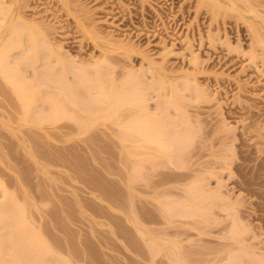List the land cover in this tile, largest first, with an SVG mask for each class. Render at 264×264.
<instances>
[{
	"label": "rangeland",
	"instance_id": "obj_1",
	"mask_svg": "<svg viewBox=\"0 0 264 264\" xmlns=\"http://www.w3.org/2000/svg\"><path fill=\"white\" fill-rule=\"evenodd\" d=\"M8 1L0 0V3ZM258 2L264 4V0H259ZM199 3L200 0H21L19 3V11L25 21H28V23L36 21L35 23L42 25L40 26L41 32L46 30V34H50L48 38L51 40L52 46L59 49L61 47L62 53L72 55L76 58L77 63L90 62L93 64L102 59L103 56L107 57L108 60L100 66L104 67L105 71H108V74L105 72L108 78L113 75L112 78L116 79L117 84L113 83L114 85L119 84L124 74L128 76L134 71L140 75L143 71L144 79L141 80L146 81L149 88L140 80L142 75L138 76L139 79L136 80L140 82L139 84H145V88L149 89L145 90V88H142V90H145L143 91V104L145 102L144 107L147 106L145 110L142 109L144 113L149 110L148 113L154 112L156 113L155 115H160L163 106L158 103H161L163 97L170 98L171 95L175 94L176 87L171 90V81L181 85L186 78L192 84L199 82L197 84L202 86V89L207 92V96L208 94L209 96L211 95L209 102L198 104L196 102L197 99L194 97L196 95L195 91H187L184 88L182 89L183 86L181 88L177 86L179 89L176 88V90L181 91L180 93L186 96V101H183L184 103L180 102L183 104L182 107L190 114L189 116L193 121L197 118L201 123L200 126L202 125L201 129L195 128V133H193L195 134L194 143L186 149V151L191 150L188 152L194 153L195 157L193 159L183 158L181 153L183 155L184 151L178 154L179 159L177 158L178 155L175 157L177 162H181L180 166L185 164L183 170H177L175 166L166 164L167 160L164 158L165 160L160 159L154 162H158L157 164L161 165L163 160L162 164H165L166 167L165 165H163L164 167L158 165L162 169H158V172L154 171L151 174L152 167L146 163L144 165L147 168H144L145 171L142 172L144 176H153L154 174L156 178H152V176L149 178L150 180L155 179L154 182L156 180H166L165 176L162 178V175L165 174L161 172L170 173L173 178L181 172L184 173L185 175L182 174V176H185L183 181L179 180L180 183L175 181L177 185L174 182L171 184L176 187L173 191L179 194V197L175 196L171 199L182 203L189 199L188 201H191V206H194V210H200V212L195 210L199 216L196 219H185L186 221L183 218H174L177 223L172 220V224L174 221L175 226L168 225L165 221L164 224L163 220H161L162 218H160L162 217L161 209L157 211L158 206L162 204L158 202L160 200L163 202V200L152 201L157 200L156 196L154 197L155 199L151 198L150 200L151 191L153 190L148 188L149 191L151 190L148 192L150 193L149 195L146 190L147 187L145 188L144 185V187H140L141 179L136 182L140 184L134 185L139 187H137L138 189L135 187L137 190L135 191L134 189V193H136L132 194L143 196L135 197L136 202L137 199L139 201L137 202L138 204H134L138 212L132 210L135 211L137 215V218L136 216L135 218L138 220L140 227H143V231L144 229L148 231L149 228H155V231H159L160 236L159 234L158 236L164 237L165 232L168 234L173 233L170 228L168 229V226L174 227V229L176 227V231L179 228L181 229L174 232L178 233L181 231L182 233H179L180 237L171 235L167 238L170 237L173 242L177 241V243H180L181 253L185 255L192 254L187 257L189 264H203L207 259L204 253L206 254L211 247L214 249L215 246L225 243L216 238V236L218 237L219 233L223 231L224 225V228L229 227V224L231 225V217H228V215L232 214V212L237 213L238 211V215L246 218L245 224L252 226L254 231L249 234L250 238L254 235H257V237L261 235L260 242H264V221L262 220L264 219V153H262L264 150L262 146L264 139L259 137L252 128L250 132L247 129L251 124L250 119L252 117L255 119L257 115H263L260 121L264 123V62L251 65L249 58L252 38L244 21H237L235 14V16L232 14L226 16V18L219 16L217 17L218 19L214 18V20L209 13L207 14V9L202 8L199 10L197 8ZM255 9L260 8L256 7ZM95 33L99 36L98 39L93 38ZM120 43L125 46L127 44L131 48L129 46L124 49L120 47L114 48V44L118 45ZM231 46L238 49H232ZM228 47H231L232 51ZM44 52L41 53V56ZM45 55L47 54H43L42 58L45 59ZM143 57L146 60H143ZM194 57L199 58L197 61L199 62L200 60L202 67H199L200 62H195L196 68L194 67L192 64ZM42 58L41 60H44ZM43 62H46V60ZM153 62L157 63V70L159 69L155 74L150 71V64H153ZM39 63L42 62L39 61ZM66 63L69 64L68 62ZM27 64L30 65L29 63ZM56 64L54 62V66ZM108 66L109 70L110 68L112 69L111 72L107 70ZM56 69L59 70V68ZM25 71H23L21 76L28 77L26 83L28 82L29 84L32 80L34 82L36 71L34 72L32 68H29L24 73ZM41 71H43L42 67L37 70L38 73H41ZM126 71L127 73H125ZM77 72L78 69L73 72L70 70V72H67L68 74L65 73L67 75L64 76L66 77L67 85H72V83L76 85L78 81ZM109 72L112 74L111 76H109ZM125 75L123 80L126 77ZM160 75L165 76L164 81L167 84L165 82L162 83ZM42 76H40L39 82L43 83L46 77L43 76L42 80ZM3 77L0 72V183L2 181L5 184L6 191L9 190V193L15 192L14 194L17 196L20 194V198L16 197L21 201L19 199L17 201H20L18 202L19 204L24 205H21L22 208L26 207V215L30 223L29 228L33 226L35 230H38L42 227L43 230L47 231V239L57 242V246L53 244L57 252L56 260L68 258L72 264H151V255L147 256L146 254L149 251L145 252L146 256L138 254L135 257L136 253L133 250H128L124 241L125 238H136L142 241V239H139L140 236L135 231V228L130 224L135 219L130 211V206H127L124 199V196L128 195L125 194L128 190H124L127 186H124L123 178L125 174L129 175V170L132 169L131 165L126 166L125 162L127 159L132 163L136 162L137 159L139 162L146 150L135 151L132 149L135 151L133 153L128 147L126 149V145L129 146L130 142L134 141L138 136L127 134L124 129V131H121L119 124L122 125L127 120L129 121L131 114L132 116L135 114L143 116L142 110L135 105H126L121 108L122 110H119L118 119L117 117H112L103 118L102 120L97 116L95 118H100V120L95 125L93 118L91 122L90 120L92 119L86 120V112L84 110H80L72 104V106L67 104L65 93L61 94L60 90L53 86L47 87L43 85L40 86L42 89L38 87L39 89H36L35 92L38 93L35 97L39 102V104L38 102L36 104L37 110L30 112L32 114L26 117L27 120L30 121L32 115L36 118L35 114H50L51 110L48 112L45 109L50 108L47 101L53 98L66 109L63 111L69 118L67 117V119L53 127L54 125L52 126L50 122L44 123V125L38 124L37 121L33 122L32 120H35V118L33 119L32 116V120L28 125H22L20 122L25 115H22L21 104L16 96L17 94L13 93V88L9 86L6 78L4 79ZM62 79H64L63 77H61V81L65 82ZM128 80L130 79L128 78L124 81L127 82ZM39 82H36L37 84L35 83V85H38ZM28 84L26 86H29ZM109 84L111 85L112 83L109 82ZM75 85L72 87L74 88ZM81 89L83 88H80V91ZM83 91L85 90L83 89ZM39 92L40 94L42 93L41 97ZM80 93L82 94V91ZM83 94L85 95V93ZM43 101L44 104L42 105ZM41 109H44L45 112H41ZM171 110L169 112L172 114L165 113L166 121H170V119H167L168 114L172 115L170 117L171 120L175 118V110ZM101 112L103 111L101 110ZM148 113L146 112V114ZM154 113L152 114L154 115ZM21 116L23 117L21 118ZM89 122L94 123L93 125L91 124L92 126L95 125L94 127L89 126L92 127L91 129H87ZM82 124L85 125L82 126L85 127L83 128L85 131L89 130L87 133L82 134L83 132L80 131V125ZM83 129L82 131H84ZM139 139L138 137L134 142ZM131 145L130 147H132ZM233 147H235V150H233ZM136 152L139 153L136 154ZM129 153H133V157L136 154L137 157L133 159ZM239 153H241V156ZM233 154H237L236 161L241 164V168L237 170L236 163H233L232 170H229L232 173L234 172L233 177H231L229 175L230 172L227 171L228 169L222 171L219 167L220 165L222 167L223 159L229 156L232 157ZM182 159L184 162L180 161ZM188 159L190 162L187 161ZM129 161L127 162L128 164ZM128 166L130 168H127ZM171 166L173 167L171 168ZM211 170H215L216 174L210 175L208 172H213ZM159 172L161 176L156 175ZM128 175L126 176L128 177ZM145 178L147 179V177ZM255 178V185L250 187L246 185V183ZM194 180L199 182L202 180L201 185L206 186L204 189L207 191L214 190L220 186L218 184H221V195L227 196L226 198L229 200L231 199L230 202L235 203L236 208L234 210L237 211H233L228 206L226 209L223 208L226 206V202L227 204L230 202L228 203L229 200L224 202L220 198L209 199L212 201L209 202L208 200L206 201L207 203H203L204 205L202 204L196 208L194 197H186L187 195L181 189L182 186L190 185ZM109 181V185L113 188L115 187L116 192L119 187V193H116L118 197L116 198H119L120 202H117V200L116 202H114L115 200L111 202L104 199L105 197H103L101 191L105 189L103 185L109 186ZM159 183L157 182V184ZM22 188L23 190L21 191ZM1 192L3 191L1 190ZM1 197L3 199V195ZM121 198L122 200L124 199V202H121ZM110 202L114 204L111 205ZM37 205L39 206L37 207ZM230 205L232 204L230 203ZM118 206L121 210H119ZM191 206L189 207L190 211L193 210ZM224 209H230L232 212L227 215V211L225 212ZM208 211L210 212L209 215L207 214ZM159 214L161 215L160 217ZM131 216L132 218H130ZM213 218L220 219L216 220L217 223L224 221V219L226 222L222 223V225L224 224L223 227L220 225L221 223L219 227H217L218 225L211 228L203 227L201 222L204 219L212 221ZM127 219L131 220V222L129 223ZM181 219L182 222L180 221ZM184 221L185 223H183ZM113 224L115 227L117 225V227H113ZM181 224L184 227L186 226L185 224H190L187 225L189 227H183L186 232L182 229ZM159 226L164 230V233L161 231L164 236H161ZM193 226L197 227L198 230L192 228ZM120 227L121 229H118ZM258 227H261V229ZM109 228L112 231L114 230L113 233ZM156 228L158 229L156 230ZM116 229L117 232L115 231ZM174 229L173 231H175ZM202 229L210 231L211 237L200 236L199 230ZM182 230L186 235L184 234L183 236L184 232ZM212 232L214 233L212 234ZM158 236L155 237L158 238ZM183 239H186L187 243ZM255 241L251 243L254 245L258 243V248L262 247L261 249L263 250V242L261 244L259 240L256 243ZM173 242L168 246L173 245ZM260 245L262 246L260 247ZM168 246L166 248H169ZM70 248H74L76 252L79 250L78 254H76L77 256L69 253ZM164 248L162 252L167 253ZM211 251H209V254ZM165 256L164 254L157 255L156 259L153 260L154 264H171V262L169 263L170 258L167 259L168 257Z\"/></svg>",
	"mask_w": 264,
	"mask_h": 264
},
{
	"label": "bare ground",
	"instance_id": "obj_2",
	"mask_svg": "<svg viewBox=\"0 0 264 264\" xmlns=\"http://www.w3.org/2000/svg\"><path fill=\"white\" fill-rule=\"evenodd\" d=\"M258 1L259 0H241V1L240 0L239 1H237V0H200V3L198 4V7H197L199 10L202 8L207 9V14L209 13L213 19L214 18L218 19L217 17H219V16L220 17L224 16V18H226V16H230L232 14L233 16L236 15L235 17L237 18V21L242 20L245 22V24L247 26V30H249V32H250L249 33L250 37L252 38V41H251L252 43H251V48H250V58H249L251 61V65L264 62V4H261V2H258ZM8 2H3V3L1 2L0 3V70H1L0 72H1V75L4 76L3 78L4 79L6 78V81L8 82L9 86H11V88H13V93L15 95L17 94L16 96L18 97L19 102L21 104V107H22L21 109L23 110V111H21L23 114L22 113L21 114L23 116L25 115L24 116L25 118L23 116H21V118L22 117L23 118L22 119L20 118L21 122L19 119L20 124H22V125L27 124L28 125V123L31 122L33 115L30 117L31 118L30 121L27 120L26 117H28V115H31L32 113L30 114V112H33V110H37L36 104L38 101L36 100L37 98H35V97L38 93H35V92H36V89L37 90L39 89L38 87L43 86V85H46L47 87L53 86L54 88L59 89L61 94L65 93L67 104L68 105L72 104L74 107H78L80 110H84L86 112V120H88V119L90 120L93 118L95 125L97 124L98 120H100V118L103 120V118L108 119V118H112V117L113 118L117 117V119H118L119 115H120L119 110H122L121 108H124L126 105H128V106L135 105V106L139 107L141 110L146 109L147 106L144 107L145 102L143 104V101H144L143 91L149 90V89H147V88H149V86H148L146 81L144 82V80H141V79H144L143 78V75H144L143 71L140 74V75L143 74L141 76L140 80L143 81L142 83H145L147 85V88H145V86H146L145 84H144L145 86L142 84H139L140 82H138L137 80L139 79L138 76L140 77V75L134 71H132L133 73L131 72L128 76H127V74L126 75L124 74L126 76L124 80H127L128 78L130 80H128L127 82L124 81L123 80L124 75H123V78L121 79L119 84L114 85L113 83L117 84V82L115 81L116 79H114V77L112 78L113 71H112V74L110 73L112 69L110 68V70H109L108 69L109 66L107 67V70L110 71L109 76L112 75L110 78H108L105 74V72L108 74V71H105V68L100 66L103 62L108 60L107 57L103 56L102 59L96 61L93 64H91L90 62L77 63L76 58L73 57L72 55L70 56V54L68 55V53L63 54L64 52L62 53L61 47L59 49V48L52 46V42L48 38L50 34L49 35L46 34L45 29H44L45 33L43 31L41 32L40 26H42V25L35 23L36 21H34V22L32 21L29 23H28V21H25V19L22 17V15L19 11L20 10L19 9V3L21 2V0H9ZM256 7L260 8V9L256 10L255 9ZM42 29H43V27H42ZM93 38L98 39L99 36H97V34L95 33V34H93ZM114 45H115L114 48L120 47L123 49L127 48V46H129L127 44L125 46L121 43L118 45L117 44H114ZM129 47L131 48V46H129ZM231 47L230 48L228 47V49L230 50ZM232 49H235V48L232 47ZM232 49H231V51H232ZM237 49L238 48H236L235 50H237ZM42 52H44L43 54H45V53L47 54V55H45V59L42 58L43 54L41 56ZM47 57H48V59H47ZM145 57H143V60H146ZM41 58L44 60H41ZM197 59H199V58L194 57L192 59V61H193L192 64L194 65V67H195V64L198 62ZM45 60H46V62H43ZM39 61H41L43 64L39 63ZM189 61H191V60H189ZM54 62L57 63L56 66H58V65L59 66L58 67L54 66ZM66 62H68L69 64H67ZM199 62H200V60H199ZM27 63H29L30 65H28ZM38 63L40 66L38 65ZM199 64L201 65V62ZM12 65H13V67H12ZM200 65H199V67H202V65L201 66ZM30 66H33V67H30ZM26 67H28V68L25 69ZM41 67L43 68V71H41V73L40 72L38 73L37 70ZM29 68H32L34 70V72L36 71V77H34L36 79L33 78L35 81L33 82V80H32V82L28 84V82L26 83V80L28 77L27 76H21V74H23V71H25V70L26 71L24 73H26ZM56 68H59V70ZM77 69H78V72L76 74V77H77L78 81H77L76 85L77 84L78 85L76 86L74 83H72V85L71 84L67 85V82H66L67 80L65 79L66 77H64V76H67L66 74H68L67 73L68 71L70 72V70H72V72H73L74 70H77ZM197 69H198V66H197ZM158 70H157V63L153 62V64L152 63L150 64V71L151 72H153L155 74V72H157ZM144 72H145V70H144ZM125 73H127V71ZM153 73H151V74H153ZM41 75L46 77V79H45V81H43V83L39 82V78ZM43 76H42V80L44 78ZM24 77H26V78H24ZM61 77L64 78L62 80H64L66 83L61 81ZM160 77L162 78V83L163 82L166 83V81H164L165 76L160 75ZM145 79H146V77H145ZM30 81H31V79H30ZM36 82H39L38 83L39 86L35 85ZM109 82L112 83L111 84L112 86L110 84L108 85ZM170 83L172 86L171 90H173L175 87L178 88L177 86H179V88H181L183 86L182 89L184 88L187 91H189V90L195 91L196 95L194 94V92H192V93H193V95H195L194 97H195V99H197L196 102L198 104L207 103L210 101L209 99H211V98H209V97H211V95L209 96V94H208V96H207V92H205V90L202 89V86L200 84H197L199 82H197L196 84H192V83H190V80L186 78V80L183 82L182 85L180 83L178 84L174 81H171ZM27 84L29 86H26ZM150 84H152V83H150ZM74 85H75V87L73 88L72 86H74ZM40 88L42 89V87H40ZM80 88H83L85 90V91H83V89H81L82 94L80 93L81 92ZM142 88H145V90H142ZM176 88H175V94L171 95L170 98L169 97L165 98L166 96L163 97L161 100V103H158V104H162L161 106H163V109L161 108V106H159L161 108L160 115L157 116V115H155L156 113H154V112L148 113L149 110L146 111L148 113V114H146V112L144 113L142 110L141 112L143 113V116H139L136 114L134 116H132V114H131L130 118H129L130 120L129 121L127 120L128 122L126 121V123H124L122 125L119 124L120 125L119 128L121 129V131L126 130L125 132L127 134H132L135 137L138 136L140 138L139 140L134 142L136 139H138V137H136V139L133 137L135 140L133 139L134 141H131L130 145L134 142V144H133L134 146L131 145L132 147H130V145L129 146L126 145V147H125L126 149L128 147L130 150L133 149L135 151L146 150V153L144 152L143 153L144 155L142 154L143 156H141V159L139 160V162H138V159L136 160V162L133 160L134 161L133 163L131 161H129L128 159L126 162L124 161L125 165L126 166L131 165L133 170L132 169L129 170L130 171L129 175L125 174V177L123 178L125 183H123V181H122L124 186L125 187L127 186L125 189L124 188L123 189L125 191H126V189L128 190V192L126 191V193L125 192L124 193L128 194V195L124 196L123 193H121V192L120 193L123 194L122 196L125 197L124 198L125 202L127 203L128 207L130 206L129 207L130 211L133 213L134 219H135V221L133 220L132 223H130L131 220L130 221L128 219L127 220L129 221L130 224H132V227L135 228V231L141 237V238L139 237V239H142V241H140V240L132 237L133 239L125 238L124 241L126 242L125 244H126L128 250H133L134 253H136L135 257H136V255L138 256V254L140 256L145 255V252L149 251L146 254H147V256L151 255L150 257L152 258V261L150 259L149 260L153 264H154L153 260H155L157 255H159V254L166 255L165 257H168L167 259L170 258L169 263L171 262V264H189V262L187 261V257H189V255H192V254L187 253L188 255H185V254L181 253L180 252V246H179L180 243H177V241L173 242V239H170V237L169 238H167V237L171 236V235L180 237L179 233L181 231L178 233H174V232H177L181 229L179 228L176 231V227H175V229H174V227H171V226L176 225L175 224L176 220L174 218H176V219L183 218L184 220L185 219H187V220L188 219H196V217L199 216L196 211L200 212V210H196V209H195L196 211L194 210V206H191V201H188L189 199H186L185 203L184 202L182 203L180 201L175 202L171 199V198L179 195L178 192L176 193L173 191V189L176 187L175 186L173 187L171 184L173 182L176 183L177 181H178L177 183H180L179 180L183 181V179H185V176H182V174L185 175L184 173H182V172L179 173V171H178L179 175L174 176V178H173V175L171 177L170 173H168L169 174L168 175L167 173L161 172L162 174H165V175H162V178H163V176H165V178H166V180L162 179L164 182L161 180L163 183L161 181H157V180H156V182H154L155 179L154 180L152 179L153 180V182H152V180L149 179L152 175L149 176V175H147L148 174L147 173L146 174L147 176H144L142 173L143 171H145L144 168L145 169L147 168L144 165L146 163L150 164L152 167V168L149 167L152 170V172H150L151 174L154 171L158 172V169L159 170L162 169L161 167H164L163 165H165V164H162L163 160H162V162L160 161L161 165L157 164L158 162L155 163L154 161L155 160L159 161L160 159H164V158L167 160L166 164H168V165L171 164V165L175 166V168L177 170H179V169L183 170L185 164H184V166L183 165L180 166L181 162L180 163L177 162V158L179 159L178 154L183 152V151H184V153L187 152V154H185V155H184V153H183V155L181 153V156H183V158L193 159L195 157L194 153L188 152L191 150L186 151V149L188 147H191V145H193V143H194L195 134H193V133H195V128L201 129L202 125L200 126L201 123L197 118L194 119V121H193L191 119V117L189 116L190 114H188L186 109L184 107H182V105H183L182 103H184L183 101H186L185 100L186 96L184 94H181L180 93L181 91L176 90ZM74 89H76L75 90L76 92L74 91ZM73 91H74V93H73ZM176 91H178V93H176ZM83 93H85V95ZM39 94H40V92H39ZM39 96L41 97L42 93ZM191 96H192V94H191ZM68 101L70 104L68 103ZM180 102H182V103H180ZM47 103L50 105V108L45 109V110H48V112L51 110L50 114H48V113H47V115H45L44 113H43L44 115L43 114H37V115L35 114L36 118L33 116V119L35 118V120H32L33 122L37 121V123L40 125H42V124L44 125V123L50 122L51 125L52 126L54 125L53 127H55L57 124L62 122L64 119H67L68 116L63 111L66 109L61 104H58L55 98L49 99L47 101ZM38 104H39V102H38ZM43 104H44V101H43L42 105ZM40 106H41V104H40ZM160 108H158V109L160 110ZM171 109L175 110V113H174L175 118L173 116L174 119H172V120L170 118L172 115H169V114H172L169 112ZM101 110L103 112H101ZM105 110H107V111H105ZM108 110H110V111L112 110V111L110 112ZM42 111H44V109L43 110L41 109V112ZM97 112L100 114H98ZM171 112H172V110H171ZM101 113H102V116H101ZM152 113H154L155 116ZM165 113L166 114L169 113L167 115V119H170V121L165 120L166 119ZM69 115H71V114L69 113ZM92 115H93V117H92ZM97 116H99L100 118L99 119L95 118ZM262 117H263V115H261V116L257 115L255 119H253V117H252L250 119L251 124L247 127V129L250 132V130L252 128L254 130V132H256V134L259 137H262L264 139V123L262 121H260V118H262ZM75 118L77 119V117H75ZM93 119L90 120V122L93 121ZM83 120H85V119H83ZM104 120H106V119H104ZM72 121H74V120H72ZM90 122H89V125L87 126V129L88 128L91 129L92 127L95 126V125L92 126L94 123H90ZM32 124H34V123H32ZM35 124H36V122H35ZM85 124H88V123H85ZM83 125L84 124L80 125L81 127L79 126L81 128L80 131L83 132L82 134L87 133V131H89V130L85 131L83 129L85 127H82ZM89 126H92V127H89ZM82 129L84 131H82ZM262 146L264 148V143H262ZM133 150H132V152L134 153L135 151H133ZM233 150H235V147H233ZM133 153L130 154L132 156H130V155L129 156L133 157ZM137 153H139V152H136V154ZM233 153H235V152H233ZM262 153H264V150L262 151ZM136 154L134 155V157H137ZM177 155H178V157H177ZM236 155L237 154H233L232 157L229 156V157L223 159L224 163H223L222 167L220 165L219 169L221 168L222 171L228 169L227 171L230 172L232 170L231 167L233 166V163H236V169L240 170L241 164L237 163ZM239 155L241 156V153H239ZM134 157H133V159H134ZM175 157H177V158H175ZM189 159L187 161H189ZM128 161H129V164L127 163ZM180 161H183V159ZM183 162H182V164H183ZM177 163H179V164L177 165ZM158 165L161 167L159 168ZM129 166L127 168H130ZM173 166H171V168ZM165 167H166V165H165ZM211 171H213V170H211ZM208 173L210 175L216 174L215 170L213 172H208ZM126 175H128V177ZM156 175L161 176L160 172H159V174L156 173ZM229 175H231V177H233L234 172L233 173L230 172ZM145 177H147V179ZM153 177L156 178V176H154V174H153L152 178ZM139 179H141V181H142L141 185H139V186L141 187L144 185L145 188L147 187V189H146L147 193L151 191V190L149 191V189L153 190V191H151V193H152L151 195H150V193H148L151 196L149 198L150 200H151V198L157 199V200H152L154 202L155 201L158 202L160 199L163 200V202L161 200L158 202L159 204H160V202L162 203L160 205L156 203L157 205H159L158 209L156 206L155 207H156L157 211L158 210L160 211V209H161L162 217H160L161 216L160 214H159V217L162 218L161 220H163V222L165 221L168 225L171 224V226H168V229L170 228L173 233H171V234H168L166 232L164 233L163 232L164 230H162L159 226L161 236H164V234H165L164 237H159L160 234H159V231L157 230L158 228H156L157 231H155V228H149L148 231H147V229L146 230L144 229V231H143V227H140L138 220H136L137 215H136L135 211H132V210L137 209L136 206L134 207V204L139 202L138 199L136 202L135 197L141 196L139 193H138L139 196L132 195V194L136 193V192L134 193L135 187L136 188L139 187V186H134L135 184L136 185L140 184V183H138V184L136 183ZM255 180H256V178L253 180H250L248 183H246V185L249 187L252 185H255L256 184ZM201 181L202 180H200V182ZM157 182L158 183L161 182L162 184L159 183V184H161V185H159V184H157ZM200 182L197 180H194L190 185L182 186V188H181L183 190V193L185 195H187L186 197H194V200L196 203L194 205L196 206V208L200 207V205H202L203 203H207L206 201H208L209 199H215V198L219 199L220 198V199H222V201L224 200V202H226L225 200H229L228 198H226L227 196L225 197V196L221 195V193H222L220 191L222 188L221 184H218V185H220V186H218V188H216L214 190L207 191L204 189V187H206V186L201 185L203 181L201 183ZM177 183L175 185H177ZM109 184H110V181H109L108 185ZM153 184H154V186L155 185L156 186L154 187ZM203 185H205V184H203ZM103 186L105 187V189H102L101 192L103 194V197H105L104 199L111 201V202H113L114 200H115L114 202H116V200H117V202L118 201L120 202V200H118L119 198L118 199L116 198V197H118V194L116 196V193L117 192L119 193V191H118L119 187L117 188V192H116L115 187L113 188L110 185H109L110 186L109 187L106 184ZM177 188H179V187H177ZM121 189H122V187H121ZM137 189H135V191ZM160 189H162V190L160 191ZM181 189H180V191H181ZM1 190L4 193L1 192ZM22 190H23V188L21 189V191ZM7 191L5 188V184L1 181L0 192L3 194L0 193L1 194L0 197L3 195V199H2V197L0 199V264H72V262L68 258L67 259L65 258L62 260H56L55 259V256H57L56 255L57 252L54 249V245L57 246V244H56L57 242L55 240H51L49 238L47 239V237H48V235H46L47 231L43 230L42 227H41V229L37 228L38 230H35V227H33V226L30 227L33 229L29 228L30 223H29V220H28L27 215H26L27 214V210L25 209L26 207L22 208V206H24V205L18 203L21 201L19 199L20 194H19V196H17L16 194H14L15 192L9 193V190H7ZM249 191H251V189H249ZM24 193L26 194V192H24ZM99 194H100V192H99ZM102 194H100V195L102 196ZM104 194H105V196H104ZM16 196L19 197L18 199L20 201H17L18 199ZM141 197H143V196H141ZM122 198H121V202L124 200V199L122 200ZM230 200L228 201V203L230 202ZM41 201H42V199H41ZM102 201H105V200H102ZM210 201H212V200H209V202ZM230 203L232 205H230ZM230 203L227 204V202H226V206H224L223 208L226 209V207L228 206V208H231L233 211H237V210H234L236 208V205H234L235 203L234 204L232 202H230ZM112 204H114V203H111V205ZM121 205H120V207H121ZM38 206L39 205H37V207ZM116 206H117V204H116ZM190 206L193 208V210H191V211L189 208ZM113 207H114V205H113ZM121 208L119 210H121ZM223 208H222V210H223ZM24 209H25V211H24ZM35 209H36V206H35ZM112 209H110V210H112ZM115 209L118 210L117 207H115ZM125 209H126V207H125ZM156 209H155V211H156ZM225 209H224V211L225 212L227 211V215L230 214V212H232V211H230V209H228V210H225ZM136 212H138V211L136 210ZM209 213L210 212L208 211L207 214L209 215ZM234 213L232 212L233 215L232 214L228 215V217H231L230 220L232 222H231V225L229 224V227H227V228H224L225 227L224 224H223L224 227L222 225V223L225 221V219H224V221H220L221 224L217 223V221H216V220H220V219H214V218H213V220L211 219L212 221H210L209 219H204L201 222L203 227H206V228L207 227L211 228L212 226L216 227L217 225H218L217 227H219L221 225L223 227L222 228L223 231L222 230H220V231H222L224 233L221 232L222 235H220L221 233L217 232V233H219L218 237L216 236V234H214V235L220 241L225 242L223 244L222 243L219 244L220 246L217 245L218 247L215 246L217 248L214 247V249H213L211 247L210 250H212V251L210 252V254H209L210 250L208 248H206L209 250L208 252L202 251V252H206V254L204 253V256H206V258H207L205 260V257H204L205 261L203 260L204 261L203 264H264V249L263 250L261 249L262 245H260L261 248H258L259 244L256 243L259 240V243L262 244L263 241L260 242L261 235L258 236L259 238L257 237V235H254L252 238H250L249 234L252 233V231H254L252 226L245 224L246 218L243 217L242 215L241 216L238 215L239 214L238 211H237V213L236 212H234ZM99 214H101V213H99ZM135 216H136V218H135ZM112 217H114V216H112ZM152 217H155V216H152ZM130 218H132V216ZM142 218H143V216H142ZM172 220L175 221V222L173 221V224H172ZM262 220L264 221V219H262ZM180 221L182 222V219ZM185 221L183 223H185ZM165 222H164V224H165ZM183 225L181 226L182 229L186 228V226L190 225V224H185L186 225L185 227ZM113 227H115V225ZM116 227H117V225H116ZM126 227H127V225H126ZM187 227H189V226H187ZM134 228H132V229H134ZM166 228H167V226H166ZM192 228L197 229V227H195V226H193ZM258 228L261 229V227H258ZM109 229H111V228H109ZM118 229H121V227ZM173 229L175 231H173ZM205 229L199 230L200 236H210L211 235L210 231H207ZM44 231H46V232H44ZM113 231L111 229L112 233H113ZM115 231L117 232V229ZM145 231H147V232H145ZM161 231L164 233L163 235H162ZM184 231L186 232V229H184ZM185 232L183 233V236H184ZM213 233L214 232H212V234ZM132 234H133V232H132ZM132 234H131V236H133ZM158 234H159V236H158ZM155 236H158V238H156ZM181 236H182V234H181ZM212 237L214 238V236H212ZM177 238H175V239H177ZM257 238H258V240L255 241ZM178 239L180 240V238H178ZM183 240H185L187 243L186 239H183ZM183 240H181V241H183ZM253 241H255V243L258 246L252 244L251 242H253ZM171 242H173V245H171L172 248H170L171 246L170 247L168 246L171 244ZM104 245H105V243H104ZM263 245H264V242H263ZM146 246H147L148 250L145 251V249H147V248H145ZM166 246H168L169 248H166ZM71 248L69 249V253H71L73 255L78 254L79 250H78V252H76V250L74 248L73 249H71ZM163 248L167 251V253L162 252ZM79 249H80V247H79ZM80 253H82V252H80ZM167 254H168V256H167ZM208 256L210 259L208 258ZM58 257H59V255H58ZM138 258H140V257H138ZM166 264H168V263H166Z\"/></svg>",
	"mask_w": 264,
	"mask_h": 264
}]
</instances>
